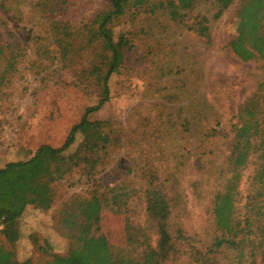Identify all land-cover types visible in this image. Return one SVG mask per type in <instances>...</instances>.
Returning a JSON list of instances; mask_svg holds the SVG:
<instances>
[{"label": "rangeland", "instance_id": "1", "mask_svg": "<svg viewBox=\"0 0 264 264\" xmlns=\"http://www.w3.org/2000/svg\"><path fill=\"white\" fill-rule=\"evenodd\" d=\"M8 1L13 16L0 7V17L21 40L23 72L0 91V167L31 158L42 144L61 146L101 98L99 79L111 58L95 22L109 0ZM246 1L221 10L216 0H130L112 23L116 39L123 35L129 45L109 80L111 98L88 116L103 122L109 137L89 178L93 185L87 190L89 166L75 167L54 184L52 207L30 205L19 221L20 238L11 243L0 231V245L19 260L52 264L54 254L71 246L76 224L67 205L92 192L105 205L100 232L115 258L136 264L148 246L150 264L161 258L159 219L149 211L157 198L168 204L167 264H264L244 221L254 215V197L264 199V136H253L244 165L236 167L234 147L240 105L250 97L252 106L264 105V56L245 61L231 46ZM82 139L78 133L70 153ZM230 190L231 227L242 221L238 237L215 212L218 195ZM130 233L144 242L131 241Z\"/></svg>", "mask_w": 264, "mask_h": 264}, {"label": "trees", "instance_id": "2", "mask_svg": "<svg viewBox=\"0 0 264 264\" xmlns=\"http://www.w3.org/2000/svg\"><path fill=\"white\" fill-rule=\"evenodd\" d=\"M109 1L110 9L99 11L95 20L97 24L96 37L103 42L104 48L111 52L107 69L101 71L99 79L102 89L101 98L97 104L86 108L83 118L72 127L61 146L42 144L31 158L10 161L5 166L0 167V231L11 243L15 244L20 238L19 221L26 209L30 205L44 210L50 209L56 196L54 184L65 178L75 167L81 164L88 165L89 173H84L87 190L90 189L89 186L93 185L90 181L91 173L96 172L98 153L107 149L109 137L103 131L104 123L97 120L92 121L88 116L90 113L100 110L110 100L109 80L112 74L119 71L125 57L124 49L129 45L128 40L123 35L116 39L112 23L115 17L124 13L125 6L130 0ZM139 1L140 3L146 2V0ZM216 1L223 10L234 0ZM263 2L264 0H247L241 7L239 33L231 41V46L242 60L248 61L258 55L264 56ZM0 7L4 14L13 16L8 0H2ZM23 50L21 40L9 22L0 17V91L4 86L10 84L11 79H15L17 75L23 72L20 68L21 62H23ZM49 53L50 51H44V55L41 53L42 58H47ZM3 64L5 68H1ZM251 98L240 105L238 113L239 123L234 139V147L238 150L236 167L244 165L246 162L245 150L249 147V143H252L253 136L257 134L264 136L261 131L264 128V105L252 106L254 99ZM78 133L83 135L82 142L74 152L70 153L69 150L75 144ZM259 149L262 150V171L264 172V141L259 143ZM233 200L231 190L218 195L215 212L219 223L230 230L233 237H238L243 230L239 228L242 221L235 220L234 227H231L232 215L235 213ZM149 205L152 216L159 219L160 223L158 251L161 258L151 264H167L165 260L172 247L171 235L166 224L168 204L166 201L162 202L160 199L154 198L150 199ZM67 206L74 216L76 224L70 234L71 246L64 255L54 254L52 264H99L100 261L105 262L106 260H112L116 264H131L125 258H115L108 237L100 232L102 211L105 205L99 195L92 192L75 195ZM252 207L255 210L254 215L252 218L244 220L245 226L256 233V239L259 242L253 244L255 248L259 249V252L261 250V259L264 262L263 197H254ZM132 236L131 234V241L144 242L137 240L134 236L132 238ZM226 239L227 237L219 238L218 245L221 246ZM243 242L247 243L248 241L243 239ZM151 253H153L152 247L148 246L143 259L141 258L142 260L136 264H150L147 257ZM0 264L34 263L30 258L19 260L11 249H6L0 245Z\"/></svg>", "mask_w": 264, "mask_h": 264}]
</instances>
